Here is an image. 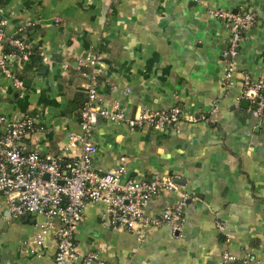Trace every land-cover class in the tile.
I'll list each match as a JSON object with an SVG mask.
<instances>
[{"label":"crops","instance_id":"1","mask_svg":"<svg viewBox=\"0 0 264 264\" xmlns=\"http://www.w3.org/2000/svg\"><path fill=\"white\" fill-rule=\"evenodd\" d=\"M211 10L258 17L241 43L231 88L222 58L230 32ZM3 22L8 36L29 42L35 53L31 70L18 71L23 90L0 74V117L6 118L0 133L31 114L45 126L27 140L41 156L78 154L66 147L69 134L80 130L86 99L81 62L95 54L106 64L98 86L103 107L118 103L128 117L140 108L183 112L176 127L162 131L100 119L92 164L106 173L126 157L131 179L179 176L193 198L182 231L152 229L139 242L109 227L104 204L89 203L75 264H86L91 254L103 264H264V117L242 99L245 73L264 81V0H3ZM0 49L11 47L0 43ZM191 117L198 122L189 123ZM176 200L161 191L146 212L159 215ZM46 222L33 214L15 219L1 200L0 264H54L57 221L40 244H30ZM226 252L237 260L224 263Z\"/></svg>","mask_w":264,"mask_h":264},{"label":"built area","instance_id":"2","mask_svg":"<svg viewBox=\"0 0 264 264\" xmlns=\"http://www.w3.org/2000/svg\"><path fill=\"white\" fill-rule=\"evenodd\" d=\"M110 1L114 3L118 0ZM2 2L0 0V9ZM210 14L223 22L230 32L222 58L228 65L225 85L231 88L234 75L239 71L236 57L241 43L245 34L257 25L258 17L253 12L234 13L224 10H211ZM5 24H0V43L7 44L11 50L0 49V74L17 89L23 90L25 83L18 76V71L26 67L35 50L29 42L8 36L4 31ZM35 25L27 23L28 27ZM81 64L82 76L86 80V100L80 110V130L69 134L66 147V150L77 149L76 156L43 157L32 150L27 140L44 132L45 126L28 113L8 123L0 133V201L6 202L15 219L28 214L47 219L41 227L42 233L30 244H40L43 236L56 228L54 222H58L54 264H75L78 260L80 254L76 234L89 203H102L106 206L107 220L112 230L127 231L135 235L139 242H144L152 229L167 226L175 232H181L185 210L193 199L180 185L179 176L156 177L151 180L129 178L126 157H121L116 167L106 173L93 169V157L97 153L93 133L100 119L126 124L132 130L149 127L162 131L176 127L182 121L183 112L177 106L168 110L140 108L134 116L128 117L118 103L113 109H107L101 105L98 89L99 79L106 68L104 57L95 54ZM242 99L249 102L250 110L260 118L264 117L263 80L253 81L245 73ZM187 121L197 123L198 119L191 117ZM0 122L5 124L6 118L0 117ZM161 191L174 193L177 196L176 202L167 206L159 215L148 214V207ZM218 226L224 229L222 224ZM236 260L228 252L223 255L224 263ZM94 261H99L94 254L85 259L86 264ZM247 261L255 262V258L249 256Z\"/></svg>","mask_w":264,"mask_h":264},{"label":"trees","instance_id":"3","mask_svg":"<svg viewBox=\"0 0 264 264\" xmlns=\"http://www.w3.org/2000/svg\"><path fill=\"white\" fill-rule=\"evenodd\" d=\"M11 50V49H10ZM32 58V57H31ZM32 62L33 61H30L27 65H26V67L23 69V71L25 72V71H28V70H31V65H32ZM18 76L21 78V79H23L21 76H20V74H18ZM86 100V99H85ZM85 100H84V102H85ZM84 102H83V104H84ZM83 106V105H82Z\"/></svg>","mask_w":264,"mask_h":264}]
</instances>
